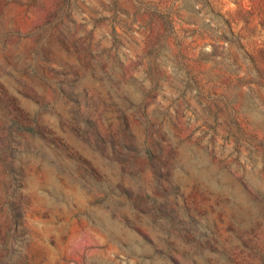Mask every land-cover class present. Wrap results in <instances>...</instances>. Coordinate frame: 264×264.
Listing matches in <instances>:
<instances>
[{"label":"rangeland","instance_id":"obj_1","mask_svg":"<svg viewBox=\"0 0 264 264\" xmlns=\"http://www.w3.org/2000/svg\"><path fill=\"white\" fill-rule=\"evenodd\" d=\"M0 264H264V0H0Z\"/></svg>","mask_w":264,"mask_h":264}]
</instances>
